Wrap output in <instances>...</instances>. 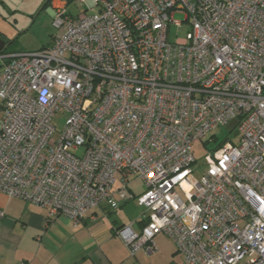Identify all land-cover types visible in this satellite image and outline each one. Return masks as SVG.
<instances>
[{
  "label": "built area",
  "instance_id": "2783aa9c",
  "mask_svg": "<svg viewBox=\"0 0 264 264\" xmlns=\"http://www.w3.org/2000/svg\"><path fill=\"white\" fill-rule=\"evenodd\" d=\"M66 5L47 47L0 54V193L75 225L136 201L130 256L162 234L182 264H264V0ZM228 124L195 177L194 143Z\"/></svg>",
  "mask_w": 264,
  "mask_h": 264
},
{
  "label": "crops",
  "instance_id": "0c3cea01",
  "mask_svg": "<svg viewBox=\"0 0 264 264\" xmlns=\"http://www.w3.org/2000/svg\"><path fill=\"white\" fill-rule=\"evenodd\" d=\"M50 4H62L60 0H50ZM4 53L27 50L10 49L5 34ZM50 42L47 44L49 45ZM47 45L45 47H47ZM44 48V47H43ZM37 50V49H36ZM1 54V52H0ZM4 59L0 58V68ZM1 119V105H0ZM134 179L129 184L133 194ZM140 193V192H139ZM126 207V204L121 208ZM106 206L89 210L78 224L64 215L48 217L45 209L14 197L0 193V264H182L183 258L173 242L162 234L154 237V253L139 250L129 255L127 246L115 231L123 225H130L139 231L136 222L125 224L118 214ZM237 264H244L243 261Z\"/></svg>",
  "mask_w": 264,
  "mask_h": 264
},
{
  "label": "rangeland",
  "instance_id": "374dc122",
  "mask_svg": "<svg viewBox=\"0 0 264 264\" xmlns=\"http://www.w3.org/2000/svg\"><path fill=\"white\" fill-rule=\"evenodd\" d=\"M48 0H0V34H5L7 38V46L10 49L24 48L27 50H36L45 47L55 33L52 26L54 7L47 2ZM66 5V10L72 14H81L88 7H92V0H84L85 3L78 6L74 0H60ZM56 5V4H55ZM185 14L183 11L174 13L175 21H183ZM187 22H183L182 28L177 29L172 27L171 32L177 33L178 37L182 38L187 32ZM48 46V45H47ZM65 113H60L56 117L55 123L58 128L62 126L65 118ZM230 125H224L215 128L206 137L197 141L193 145V153L196 158L194 166L195 177H199L202 170L205 168L204 156L214 144L222 141L226 137L235 141L236 131L230 129ZM212 141H209V140ZM137 194L142 191L138 181L133 183ZM144 212V209L132 201L126 204V207L121 208L118 212L125 224L133 223L136 227L135 220Z\"/></svg>",
  "mask_w": 264,
  "mask_h": 264
},
{
  "label": "trees",
  "instance_id": "16d2710c",
  "mask_svg": "<svg viewBox=\"0 0 264 264\" xmlns=\"http://www.w3.org/2000/svg\"><path fill=\"white\" fill-rule=\"evenodd\" d=\"M47 2H50V0H48ZM4 52H5L4 50L1 51V53H4ZM209 141H210V140H209ZM224 141H225V139H223L222 141L217 142L216 144H214V146L211 147L212 150L218 148V147H219ZM125 204H128V203H125ZM125 204H123V205H125ZM123 205H121L119 208H121ZM103 206H105V205H102V206H99V207H103ZM106 207H107V206H106ZM108 208H109V207H108ZM119 208H118V209H119ZM109 209H110V208H109ZM118 209H117V210H118ZM112 211H116V210H112ZM85 217H86V214H85ZM85 217H84V218H85ZM84 218H83V219H84ZM142 224H143V222L140 221V222H139V225L142 226Z\"/></svg>",
  "mask_w": 264,
  "mask_h": 264
},
{
  "label": "water",
  "instance_id": "95a60500",
  "mask_svg": "<svg viewBox=\"0 0 264 264\" xmlns=\"http://www.w3.org/2000/svg\"><path fill=\"white\" fill-rule=\"evenodd\" d=\"M5 41L0 37V52L5 48Z\"/></svg>",
  "mask_w": 264,
  "mask_h": 264
}]
</instances>
